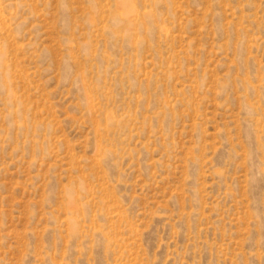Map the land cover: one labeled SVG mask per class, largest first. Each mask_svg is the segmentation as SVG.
<instances>
[{
  "label": "rangeland",
  "instance_id": "1",
  "mask_svg": "<svg viewBox=\"0 0 264 264\" xmlns=\"http://www.w3.org/2000/svg\"><path fill=\"white\" fill-rule=\"evenodd\" d=\"M0 264H264V0H0Z\"/></svg>",
  "mask_w": 264,
  "mask_h": 264
}]
</instances>
